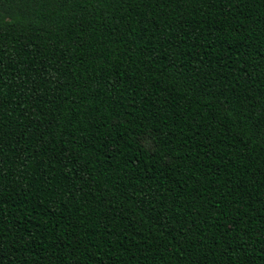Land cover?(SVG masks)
<instances>
[{"label":"trees","instance_id":"trees-1","mask_svg":"<svg viewBox=\"0 0 264 264\" xmlns=\"http://www.w3.org/2000/svg\"><path fill=\"white\" fill-rule=\"evenodd\" d=\"M0 264H264V0H0Z\"/></svg>","mask_w":264,"mask_h":264}]
</instances>
